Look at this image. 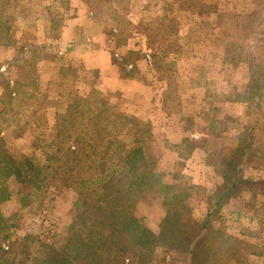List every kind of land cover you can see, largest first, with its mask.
<instances>
[{
    "label": "rangeland",
    "instance_id": "1",
    "mask_svg": "<svg viewBox=\"0 0 264 264\" xmlns=\"http://www.w3.org/2000/svg\"><path fill=\"white\" fill-rule=\"evenodd\" d=\"M237 17L249 19L243 22ZM138 23L149 24L157 35L152 62L156 87L160 82L167 87L166 113L178 111L189 86L196 82L201 86V111L207 121L208 138L196 144L205 150L212 178L220 179L214 173L217 158L229 157L238 136L248 126L252 128L257 160L244 168V177L264 180V98L258 109L251 106L247 113L246 105L236 100L248 83V65L244 61H224L225 45L233 44L231 56L241 53L245 59L250 55L264 71V0H0V99L7 82L15 92L21 88L22 94L32 96L26 99L23 95L24 102L30 101L13 130H0V152L19 160L29 159L40 168L48 165V154L56 141L57 116L70 91L83 97L95 86L122 112V95L107 91L100 83L95 74L98 71L90 69L78 55L88 49L76 40L82 34L93 38L94 50L103 47L116 58L123 54L119 44L132 39V28ZM73 24L80 31H75ZM112 30L116 36L109 34ZM90 59L97 62L94 54ZM154 141L162 156L166 150L178 154H169L163 167L159 162L164 182L174 183L172 177L176 176L177 182L181 178L192 184L184 171L187 160L184 167L180 165L183 161L179 154L185 148L177 149L162 139ZM195 187L188 204L199 221L207 213L204 199L208 194L206 188ZM77 194L48 177L47 186L35 191L27 207L18 196L1 205L2 215L15 227L9 232L10 242L30 236L25 249L20 250L26 264H39L71 237L70 230L84 210ZM164 216L157 193L137 207V217L155 235ZM214 229L243 243L241 253L246 255L247 264H264V196L258 194L253 200L251 192L242 193L223 208ZM6 246L8 243L4 244L5 251ZM155 258L168 264H186L184 257H174L167 251L158 250Z\"/></svg>",
    "mask_w": 264,
    "mask_h": 264
},
{
    "label": "trees",
    "instance_id": "2",
    "mask_svg": "<svg viewBox=\"0 0 264 264\" xmlns=\"http://www.w3.org/2000/svg\"><path fill=\"white\" fill-rule=\"evenodd\" d=\"M237 19L245 22L249 17ZM150 27L138 23L132 30L145 37L146 47L154 53L158 40ZM116 33L112 30L109 34ZM125 43H120V47ZM231 48L233 44L225 45L224 61H244L248 65V83L236 102L246 105L250 113L251 106L258 109L264 98V71L250 55L245 59L241 53L231 56ZM141 59L139 43L119 61L112 57L117 77L134 80ZM95 74L98 79V72ZM23 95L32 98L27 92L22 94L21 88L15 92L6 83L0 99V130H13L18 117L26 111L30 100L24 102ZM57 118L56 141L52 152H45L50 158L45 167L0 152V208L13 196L27 207L35 191L47 186L48 177L78 192L82 200L84 210L70 230L71 237L39 264H168L165 260L155 261L158 250L184 257L186 264H247L246 255L241 253L243 243L214 227L223 208L242 193L251 192L253 200L258 194L264 196V180L249 181L244 177V168L257 160L252 128L243 129L228 158H217L214 173L221 184L205 196L207 213L198 221L188 204L196 187L181 178L177 182L176 176L172 177L174 183L166 184L165 176L158 171L162 153L155 147L150 123L122 113L95 86L83 97L68 92ZM197 145L188 139L175 145L177 149L185 148L179 154L181 167ZM152 193L160 196L165 209L158 235L137 217L138 205ZM14 228L0 210V264L27 263L20 258V250L25 249L30 236L10 242L9 232ZM5 243L9 246L7 251Z\"/></svg>",
    "mask_w": 264,
    "mask_h": 264
},
{
    "label": "crops",
    "instance_id": "3",
    "mask_svg": "<svg viewBox=\"0 0 264 264\" xmlns=\"http://www.w3.org/2000/svg\"><path fill=\"white\" fill-rule=\"evenodd\" d=\"M72 26L75 31H80L74 24ZM78 38L77 43L85 44L88 49L83 54L79 53V57L85 59L90 69L98 71L100 83L106 86L107 91H117L122 95V112L150 123L155 139L166 140L169 144L176 145L184 139L198 143V141L208 138L206 134L207 121L202 118L201 111V86L197 82L188 87L187 94L182 98L178 111L166 113L164 93L167 91V87L162 82L158 83L159 88L155 85V71L152 62L154 53L146 47L145 37L134 34L132 39H128L125 45L120 47L123 54L118 55L119 57L115 55L119 61L120 58L132 51L136 43H139L143 59L136 65L138 79L134 81H124L117 77V69L112 62L110 52L103 47L94 50L93 38L90 39L83 34ZM88 43H92L93 46L87 47ZM92 54L97 57L96 63L90 59ZM162 85L165 86L164 89ZM197 94L200 97H197ZM169 154L172 157H178L176 152H167L166 150L160 161L161 166L164 162L167 163ZM205 154V150L201 147L194 149L186 161L184 171L186 170L188 173L193 185L204 187L206 193L211 194L212 190L221 184V179L212 178V169L205 163Z\"/></svg>",
    "mask_w": 264,
    "mask_h": 264
}]
</instances>
